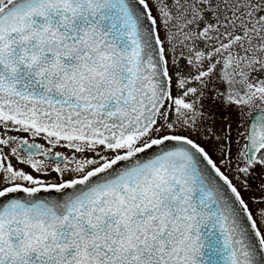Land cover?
<instances>
[{
    "label": "snow or ice",
    "instance_id": "obj_1",
    "mask_svg": "<svg viewBox=\"0 0 264 264\" xmlns=\"http://www.w3.org/2000/svg\"><path fill=\"white\" fill-rule=\"evenodd\" d=\"M0 264H264V0H0Z\"/></svg>",
    "mask_w": 264,
    "mask_h": 264
},
{
    "label": "flooded vegetation",
    "instance_id": "obj_2",
    "mask_svg": "<svg viewBox=\"0 0 264 264\" xmlns=\"http://www.w3.org/2000/svg\"><path fill=\"white\" fill-rule=\"evenodd\" d=\"M213 111L215 112L216 110L215 109H213ZM224 118V114H223V112L221 111V112H218V113H216V119H217V123L219 124V122L222 120Z\"/></svg>",
    "mask_w": 264,
    "mask_h": 264
},
{
    "label": "rangeland",
    "instance_id": "obj_3",
    "mask_svg": "<svg viewBox=\"0 0 264 264\" xmlns=\"http://www.w3.org/2000/svg\"><path fill=\"white\" fill-rule=\"evenodd\" d=\"M245 195H247V194H245Z\"/></svg>",
    "mask_w": 264,
    "mask_h": 264
}]
</instances>
